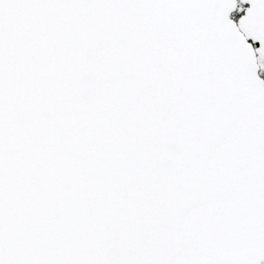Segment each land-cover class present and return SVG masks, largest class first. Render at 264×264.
<instances>
[{
    "label": "snow or ice",
    "instance_id": "6c2138e0",
    "mask_svg": "<svg viewBox=\"0 0 264 264\" xmlns=\"http://www.w3.org/2000/svg\"><path fill=\"white\" fill-rule=\"evenodd\" d=\"M0 264H264V0H0Z\"/></svg>",
    "mask_w": 264,
    "mask_h": 264
}]
</instances>
